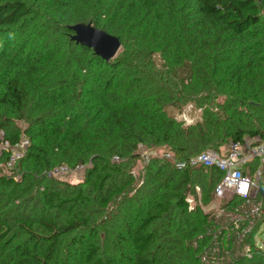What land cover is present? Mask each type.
Instances as JSON below:
<instances>
[{"label": "trees", "instance_id": "16d2710c", "mask_svg": "<svg viewBox=\"0 0 264 264\" xmlns=\"http://www.w3.org/2000/svg\"><path fill=\"white\" fill-rule=\"evenodd\" d=\"M86 23L120 40L111 62L70 41ZM186 106L194 124L172 115ZM0 130L28 140L0 170V264H200L221 173L138 149L177 163L264 141V0H0Z\"/></svg>", "mask_w": 264, "mask_h": 264}, {"label": "built area", "instance_id": "2783aa9c", "mask_svg": "<svg viewBox=\"0 0 264 264\" xmlns=\"http://www.w3.org/2000/svg\"><path fill=\"white\" fill-rule=\"evenodd\" d=\"M27 146L28 140L24 137L18 144L10 145L0 130V152L9 155L3 164L6 171L13 170ZM143 148L139 146L138 150L143 164H146L150 157L143 152ZM160 158L174 163L178 170L214 169L221 173L212 190L211 202L202 207L205 212L208 209L209 221L214 226L207 233L206 242L198 253L200 264H230L250 259L253 248L261 250L255 235H251L264 218V141L255 138L246 139L242 144L229 143L220 153L206 150L185 162H174L169 152H163ZM113 160L118 161L117 158ZM68 174L69 169L60 166L53 169L49 176L60 179ZM195 191L198 193L199 188L196 187ZM186 202L190 210L195 205L191 196L186 198ZM215 202L220 203L218 207L213 206Z\"/></svg>", "mask_w": 264, "mask_h": 264}, {"label": "water", "instance_id": "95a60500", "mask_svg": "<svg viewBox=\"0 0 264 264\" xmlns=\"http://www.w3.org/2000/svg\"><path fill=\"white\" fill-rule=\"evenodd\" d=\"M68 30L72 33L71 42L91 49L94 56L105 63L111 62L121 48L120 40L117 37L107 34L91 23L75 24L69 26Z\"/></svg>", "mask_w": 264, "mask_h": 264}, {"label": "rangeland", "instance_id": "374dc122", "mask_svg": "<svg viewBox=\"0 0 264 264\" xmlns=\"http://www.w3.org/2000/svg\"><path fill=\"white\" fill-rule=\"evenodd\" d=\"M172 115L175 117L177 121L183 122L184 125H190L194 124L196 121L200 119L201 112L198 110H195L191 106H186L182 110H171ZM23 126V125H20ZM143 152L147 153V155L150 158H160L162 153L164 152L163 149L160 150H148L143 148ZM1 175L5 176H13V173L10 171H6L3 167V164L0 165ZM143 166L140 163H137L136 166L132 169V174L135 176H140L143 173ZM84 175V169L81 168V170L76 169H69V174L63 178H60L58 180L64 181L69 184H76L83 180ZM214 207H218L220 203L215 202L213 203ZM206 212H209L208 209H205ZM261 224L259 225V228H257V231L255 233V239L258 243V246L260 249L264 252V218L261 219Z\"/></svg>", "mask_w": 264, "mask_h": 264}]
</instances>
